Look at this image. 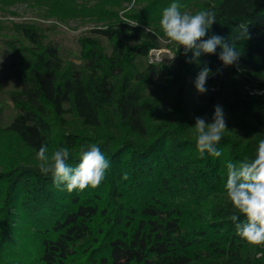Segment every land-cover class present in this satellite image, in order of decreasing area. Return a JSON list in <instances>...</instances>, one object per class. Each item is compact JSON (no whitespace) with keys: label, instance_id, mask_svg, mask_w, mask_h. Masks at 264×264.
<instances>
[{"label":"trees","instance_id":"trees-1","mask_svg":"<svg viewBox=\"0 0 264 264\" xmlns=\"http://www.w3.org/2000/svg\"><path fill=\"white\" fill-rule=\"evenodd\" d=\"M31 1L51 17L89 18L99 25L79 39L82 63L66 66L57 44L36 26L14 24L17 36L10 44L21 54L12 70L18 113L7 129L24 150L37 153L46 144L51 154L67 147L73 167L81 147L96 144L111 166L97 188L68 193L38 166L2 154L0 264H264V246L236 235L223 187L227 162L253 157L264 139V95L243 91L253 85L264 94V0H176L181 11L215 10L209 36L227 40L245 24L250 38L237 42L240 59L227 68L218 59L219 48L190 64L183 48L171 43L177 57L165 65L159 89L173 98L176 119L158 123L144 99L155 81L149 69L138 71L137 63L160 48L161 14L174 0ZM133 1L135 7L121 13L123 4ZM205 64L214 73L207 84L215 91L206 106L185 111V96L193 88L189 78ZM217 100L253 139L244 144L224 134L217 145L222 155L206 153L201 159L189 120L192 113L208 116ZM66 114L85 129L66 132L60 122ZM106 118L126 136L98 133ZM124 172L128 180L122 179Z\"/></svg>","mask_w":264,"mask_h":264},{"label":"clouds","instance_id":"clouds-1","mask_svg":"<svg viewBox=\"0 0 264 264\" xmlns=\"http://www.w3.org/2000/svg\"><path fill=\"white\" fill-rule=\"evenodd\" d=\"M182 7L174 0L164 8L159 26L167 42L174 43L177 50L183 48L185 62L199 64L202 55H216L219 48L218 59L224 68L238 64L241 52L237 42L250 38L247 25L239 24L233 29L237 34L227 40L217 34L209 36V30L216 22L215 10L208 8L189 13L181 11ZM131 25L138 26V22ZM174 59L175 56L171 58ZM213 74L207 64L201 68L194 81L197 93H207V79ZM216 74H221V70L218 69ZM192 127L199 157L203 159L206 153L220 157L222 152L217 145L228 130L223 107L214 106L211 122L203 117H195ZM36 158L39 172L50 175L54 186L68 193L83 191L88 187L97 188L111 166L96 144L81 147L79 162L74 167L68 163L70 151L67 147L57 148L49 154L47 145L41 144ZM226 169L223 187L226 200L234 210L229 219L234 224L236 235L249 245L264 246V139L259 140L253 157L244 158L238 163L229 161ZM129 178V173L124 172L122 179ZM260 255L257 254L258 257Z\"/></svg>","mask_w":264,"mask_h":264},{"label":"rangeland","instance_id":"rangeland-1","mask_svg":"<svg viewBox=\"0 0 264 264\" xmlns=\"http://www.w3.org/2000/svg\"><path fill=\"white\" fill-rule=\"evenodd\" d=\"M133 7H135L134 1L131 3L125 2L123 4V8L125 9L121 13ZM186 11L190 13L189 10ZM22 23L36 26L45 36L46 40L52 39L57 44L66 66L70 64L79 66L82 63L79 39L83 36L90 35L91 30L97 27L99 23L89 18L59 19L57 17H51L44 8L35 5L31 0H23L10 5L0 3V159L2 154L6 155L9 153L14 155L19 162L26 160L38 166L37 153L24 150L18 144L15 136L7 129L18 113L12 96L19 88L13 78L12 70L13 65L18 63L21 55L11 46L10 41L14 40L13 38L17 36L14 24ZM101 39L107 53H110L107 40L105 38ZM160 45L159 49L151 50L147 57L139 58L137 63V70L142 72L145 69H149L155 81L156 86L147 88L144 94L145 101L150 104L152 109L151 119L155 123L176 119V110L172 105L173 98L165 96L159 89V86L165 78V65H169L173 61L171 60L173 56L175 58L177 57L176 48H173L174 46L170 42H167L165 37L161 38ZM197 74L189 78V82L193 84V88L185 96L183 104L185 111L194 110L197 106H206L212 97L211 92L215 91L214 87L206 83L207 93L203 95L197 93L194 86ZM243 91L251 96L264 95L263 91L254 88L253 85L244 86ZM215 104L221 105L218 100ZM223 110L228 128L224 134L229 133L235 139H242L244 144L251 143L253 137H251L249 131L240 124L235 116L226 112L224 108ZM208 111V116L199 117H203L206 121L211 122L214 109ZM197 116L192 113L191 119L189 120L190 125L188 129L190 134L192 133L193 135L194 130L192 126L195 124V117ZM60 122L63 123V128L66 132L73 133L85 129L79 119L73 118L69 114L64 115L63 121L61 120ZM101 129L103 130L97 132H108L119 138L126 136V132L118 124L107 118L104 123V128ZM142 141H145V139H142ZM256 149L257 146L253 152V156L255 155ZM1 169L2 163L0 160V171Z\"/></svg>","mask_w":264,"mask_h":264}]
</instances>
